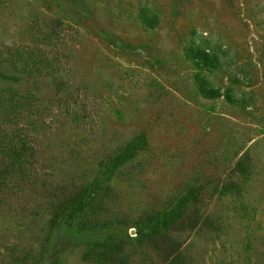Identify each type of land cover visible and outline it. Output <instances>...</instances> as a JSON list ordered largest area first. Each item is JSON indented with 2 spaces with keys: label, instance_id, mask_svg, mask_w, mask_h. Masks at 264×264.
I'll use <instances>...</instances> for the list:
<instances>
[{
  "label": "rangeland",
  "instance_id": "1",
  "mask_svg": "<svg viewBox=\"0 0 264 264\" xmlns=\"http://www.w3.org/2000/svg\"><path fill=\"white\" fill-rule=\"evenodd\" d=\"M0 74V264H264V0H0Z\"/></svg>",
  "mask_w": 264,
  "mask_h": 264
},
{
  "label": "trees",
  "instance_id": "2",
  "mask_svg": "<svg viewBox=\"0 0 264 264\" xmlns=\"http://www.w3.org/2000/svg\"><path fill=\"white\" fill-rule=\"evenodd\" d=\"M0 79L11 78L0 74ZM146 146V136L144 134H141L132 139L123 147L119 148L116 152L109 155L105 159L104 163V171L106 172H103L102 163V175L97 178V181L92 184L90 188L86 189V191L82 192L80 195L64 198L60 206L53 212V216L51 218V225L57 226L61 224H67L68 222L73 221L84 207V194L90 196L98 191L100 179L103 177V174H112L118 168L125 165L127 162L133 160L136 157L137 153ZM200 191L201 188L198 186L193 185L187 187L184 193L176 200L173 207L166 214H164L160 218H153V220L150 221L151 224H149L148 228H146L144 233L137 235L135 238L127 237V239H134L137 244L142 245L147 241H152L159 238L167 229L179 222L184 217L187 209L190 206L198 203ZM113 244L114 240L112 238H109L99 248L107 250L112 248Z\"/></svg>",
  "mask_w": 264,
  "mask_h": 264
}]
</instances>
